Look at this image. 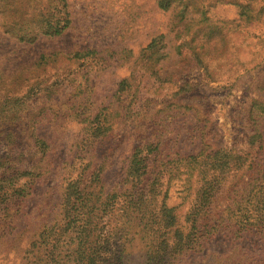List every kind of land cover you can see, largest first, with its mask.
<instances>
[{
	"label": "rangeland",
	"instance_id": "374dc122",
	"mask_svg": "<svg viewBox=\"0 0 264 264\" xmlns=\"http://www.w3.org/2000/svg\"><path fill=\"white\" fill-rule=\"evenodd\" d=\"M153 2L70 0L72 26L63 37L55 41L42 39L25 47L0 36V62L7 69L29 63L49 48L64 52L73 47L96 50L127 48L137 56L158 35H165V52L175 56L170 64L160 62L153 65L151 71L135 68L136 80L131 84L132 88L137 87V93L133 102L142 110L129 116L131 107L127 105L126 119L122 122L119 116L114 117L111 132L99 144L89 147L86 157L80 142V127L65 116L61 107L68 100L74 103V95L69 90L60 93L44 106L46 110L43 111L37 104L36 110L47 117L42 124L36 125L39 135L48 143L46 158L41 159L39 154L28 151L25 140L18 144L15 154L26 156L10 166L13 171H25L40 163L44 173L34 180L27 198L10 204V212L15 214L19 211V214H15L10 225L0 227V235H3L0 239V264H33L28 253L29 245L44 226L58 222L63 188L75 178L83 162L91 165L90 171L96 167L103 168L104 189L106 193L119 194L114 199V208H120L124 206L127 194H124L127 190L124 184L127 154L137 145L145 147L151 144L152 148H158L150 155L149 173L143 184L146 191L156 186L154 208H159L162 201L168 208H174L175 227L183 232H187L186 218L201 185L196 173L192 172L189 177L190 170L182 161L185 157L226 149L245 158L246 163L255 159L264 166V127L259 131L261 139L250 141L257 134L251 119L252 111H255L252 104H264V21L239 30V34L216 37L207 46L203 45L202 60L212 74L207 75L196 68L187 45L190 38H176L175 32H168V14L158 11ZM235 13L232 6L221 4L210 9L208 17L213 21H231ZM93 63L82 68L69 63L64 65V70L73 71V78L82 84L85 72H91L90 83L103 107L112 100L117 84L128 75V70L126 65L118 63L104 69ZM152 70L155 73L150 76ZM182 86L189 87V90L180 93L178 87ZM57 115L59 117H55ZM129 123L135 127L134 135L129 134ZM5 152V143L0 138V156ZM81 156L86 159L81 161ZM210 174L208 171L207 176ZM247 176V168L244 167L221 177L211 208L201 222L206 226H199L196 234V244L191 246L192 249L182 251L171 264H264V238L254 229L235 234L230 232L234 224L228 227L229 219L234 220L233 213L236 215V208H239L235 203L239 196L236 192L246 183ZM228 208L233 215L231 218L228 217ZM113 222L119 224L115 220ZM115 224L112 227H117ZM118 236L117 227L112 238V250H115V243L122 245ZM141 238L139 235L123 244L122 264H146V241ZM172 244L170 236L168 250ZM115 254V251L107 255L104 252L101 259L106 261L111 257L105 264H113Z\"/></svg>",
	"mask_w": 264,
	"mask_h": 264
},
{
	"label": "trees",
	"instance_id": "16d2710c",
	"mask_svg": "<svg viewBox=\"0 0 264 264\" xmlns=\"http://www.w3.org/2000/svg\"><path fill=\"white\" fill-rule=\"evenodd\" d=\"M69 1L0 0V36L25 47L35 45L42 39L55 41L63 37L72 26ZM207 1L154 0L153 5L161 13L168 14V32H175L176 38H190L187 45L196 68L212 75L202 60L205 52L203 45L207 46L216 37L239 34L241 29L261 24L264 21V0ZM221 4L232 6L236 11L235 18L231 21L211 20L208 17L209 10ZM164 39L165 35L152 38L137 56L127 48L96 50L73 47L66 52L49 48L35 60L11 69L3 68L0 62V138L6 148V152L0 156V227L10 225L15 214H19V211L15 214L10 212V204L27 198L34 180L44 173L40 163L25 171H13L14 168L10 166L26 156L23 153L18 156L15 154L18 144H23L25 140L28 151L39 154L41 159L46 158L48 143L36 128L47 118L40 112L46 110L44 106L67 90L74 95V103L68 100L61 107L65 116L80 127V142L86 157L88 148L99 144L111 132L114 117L119 116L122 122L126 119L127 105L131 107L129 116L142 110L140 106L135 107L133 102L137 93V87L132 88L131 84L136 80L134 70L151 71L155 64L171 63L175 56L165 52L167 46ZM69 63L78 68L93 63L99 69L118 63L127 66L128 75L117 84L112 100L101 107L94 86L90 83L91 72L86 71L84 84L79 83L76 77L73 78V71L64 70ZM154 73L152 70L150 76ZM178 90L185 93L189 87H178ZM70 98L73 99V96ZM37 104L42 106L40 111L36 110ZM252 108L255 111H252L251 119L257 134L251 137V143L261 139L259 131L264 127V104L254 102ZM127 127L129 134L134 135L135 127L131 123ZM157 150L151 144L145 147L137 145L127 154L124 181L127 187L124 194H127L123 200L124 206L120 208H114V199L119 194L106 193L104 189L103 168L96 167L90 171L91 165L83 162L75 178L63 188L58 222L44 226L30 243L28 253L32 263L100 264L104 261L101 259L102 253L106 252L107 255L115 251L117 255L112 259L113 264H122L125 253L123 244L141 235L146 241V264H171L182 251L190 250L196 244V234L199 226H206L201 222L211 208V200L221 177L244 167L247 168V180L241 190L236 192L239 196L235 203L239 208H236V215L233 213L234 220L229 219L228 227L234 224L230 232L235 234L254 229L257 235L264 238V166H260L255 159L246 163L245 158L226 149L185 157L182 161L190 170L189 177L192 172L196 173L201 185L186 218L187 232H183L175 227L174 208H168L164 201L159 204V208H154L156 186L146 191L143 184L144 177L149 173L150 155ZM85 157L81 156L80 160H85ZM208 171L211 172L209 176ZM226 210L231 218L232 212L229 208ZM114 220L119 224H115ZM112 224L117 225L118 239H122V245L114 244L115 250H112V238L117 227H112ZM170 236L173 244L168 250L167 240ZM2 237L1 234L0 239ZM108 260L103 263H108Z\"/></svg>",
	"mask_w": 264,
	"mask_h": 264
}]
</instances>
